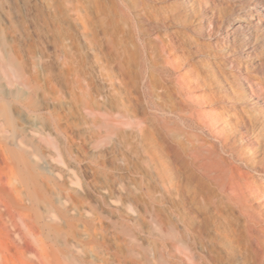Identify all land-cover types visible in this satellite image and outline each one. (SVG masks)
Masks as SVG:
<instances>
[{
  "label": "bare ground",
  "instance_id": "1",
  "mask_svg": "<svg viewBox=\"0 0 264 264\" xmlns=\"http://www.w3.org/2000/svg\"><path fill=\"white\" fill-rule=\"evenodd\" d=\"M168 1L0 0V264H262L264 228L201 126L261 146L203 106ZM213 1L202 16L241 4L225 16L248 41L264 27V0Z\"/></svg>",
  "mask_w": 264,
  "mask_h": 264
},
{
  "label": "rangeland",
  "instance_id": "2",
  "mask_svg": "<svg viewBox=\"0 0 264 264\" xmlns=\"http://www.w3.org/2000/svg\"><path fill=\"white\" fill-rule=\"evenodd\" d=\"M176 1L178 0H169L167 3L168 9L167 7H165L166 10L160 8L158 15L161 17H169V19H165L169 22L168 24L171 23L173 26L176 25L174 34L177 27L185 30L184 36H186L182 38L183 35L180 34L183 40L181 39V41L179 37L178 41L184 44L185 51L189 53H187L184 58L183 56L180 57V60H188L193 63L195 62V64H201L199 66L196 64L199 72L200 70L202 71L200 76L201 82L198 84L200 88L197 90L202 91L203 89H207L210 91V93H208L209 96L204 97L205 102L203 106L206 107L207 102L213 101L216 107L215 115L219 120H223L221 122L225 123L227 121L226 123L231 124H246L252 137L261 146L260 152L258 150L246 148L242 141V135L240 134L242 132L240 131L235 132L231 129V132L239 136L235 137V139L228 140L225 139L227 133L231 134L228 129L227 132L226 129L225 132L223 131L224 133H222L223 135L221 137H217L208 127L205 125L201 126L203 127L204 136L209 141L207 145L212 150L214 147V151H216L214 152L216 153L214 154V158H218L215 160L218 162L217 165L219 166V164L224 162L219 167L226 176L225 178L229 180L237 176L236 178L238 180L240 178L242 179V181L240 179L239 182H242L243 187L242 191H240L243 203L252 205L251 212L256 215L258 225L264 228V27L260 24L251 26L249 39L252 42H250L242 36L240 32L228 28L225 16L226 14L227 17H229V15L240 17L242 15V10H244L241 4L233 3L234 6L228 7V9L227 7L223 8V10L218 13L219 16L214 18L212 14L202 16L203 13L199 9V5H197L202 3L201 6L203 7L204 3L206 1L210 2V0H195V11L189 8H183L180 4V0L177 4ZM211 1L213 3L215 2L213 0ZM242 4H246V2L244 1ZM172 5H177L179 11H176ZM161 10L165 11L163 12ZM165 13L167 15H165ZM169 13L171 15L173 14V18ZM178 17H181L182 20ZM206 17L209 19L207 20ZM184 22L186 23L184 24ZM196 23H203L205 30L202 28L199 29ZM186 26L188 27L186 28ZM166 34L167 33H165V35ZM250 45L253 46L252 48L255 53L254 61L246 58L244 54L245 49L250 48ZM228 55H230V57L226 58ZM191 56L192 58H190ZM251 93L255 97L253 101L248 98V95ZM225 140L228 141L229 146L225 145ZM253 175L255 176V180L254 178L252 179ZM259 177H261V179H259ZM243 179H245V181H243ZM261 239L264 241V237ZM236 264H239L238 260H236ZM262 264H264V260Z\"/></svg>",
  "mask_w": 264,
  "mask_h": 264
}]
</instances>
